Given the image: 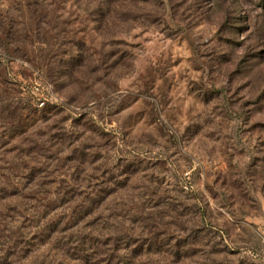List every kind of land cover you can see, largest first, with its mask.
I'll use <instances>...</instances> for the list:
<instances>
[{"label":"rangeland","instance_id":"rangeland-1","mask_svg":"<svg viewBox=\"0 0 264 264\" xmlns=\"http://www.w3.org/2000/svg\"><path fill=\"white\" fill-rule=\"evenodd\" d=\"M0 264H264V0H0Z\"/></svg>","mask_w":264,"mask_h":264}]
</instances>
